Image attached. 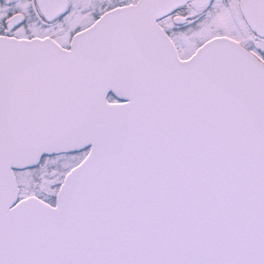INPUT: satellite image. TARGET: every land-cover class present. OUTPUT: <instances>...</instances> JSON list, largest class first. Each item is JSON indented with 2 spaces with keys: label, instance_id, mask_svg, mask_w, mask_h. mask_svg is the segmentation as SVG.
I'll use <instances>...</instances> for the list:
<instances>
[{
  "label": "snow or ice",
  "instance_id": "6c2138e0",
  "mask_svg": "<svg viewBox=\"0 0 264 264\" xmlns=\"http://www.w3.org/2000/svg\"><path fill=\"white\" fill-rule=\"evenodd\" d=\"M0 264H264V0H0Z\"/></svg>",
  "mask_w": 264,
  "mask_h": 264
}]
</instances>
